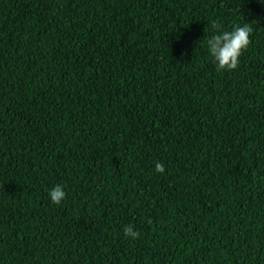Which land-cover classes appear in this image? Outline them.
Instances as JSON below:
<instances>
[{"label":"trees","instance_id":"16d2710c","mask_svg":"<svg viewBox=\"0 0 264 264\" xmlns=\"http://www.w3.org/2000/svg\"><path fill=\"white\" fill-rule=\"evenodd\" d=\"M0 264H264V0H0Z\"/></svg>","mask_w":264,"mask_h":264},{"label":"clouds","instance_id":"9594fccd","mask_svg":"<svg viewBox=\"0 0 264 264\" xmlns=\"http://www.w3.org/2000/svg\"><path fill=\"white\" fill-rule=\"evenodd\" d=\"M209 28L217 34L210 37H204L203 41L205 42L213 61L217 65L216 70H235L239 65L240 56L251 43L250 35L252 33V28L249 24L245 23L243 26L236 25L231 31H221V25L219 22H211L210 25H207L204 31H208ZM155 170L159 173H163L164 167L161 163H156ZM49 196L54 204L59 205L65 198V192L61 186H56L49 193ZM124 234L126 238L130 237L133 240L137 239L139 236L137 231H133L131 225L124 228Z\"/></svg>","mask_w":264,"mask_h":264}]
</instances>
